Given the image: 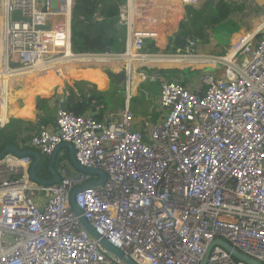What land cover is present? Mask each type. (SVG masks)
Returning a JSON list of instances; mask_svg holds the SVG:
<instances>
[{"label":"built area","instance_id":"built-area-1","mask_svg":"<svg viewBox=\"0 0 264 264\" xmlns=\"http://www.w3.org/2000/svg\"><path fill=\"white\" fill-rule=\"evenodd\" d=\"M178 2L197 7L202 0ZM75 3L0 0V129L5 84L14 74L49 68L64 77L70 65L103 62L125 72L116 119L59 106L54 125H41L30 138L47 160L70 142L82 166L106 174L103 184L74 196L99 238L71 203L72 191L98 174L63 159L57 167L62 180L43 184L30 177L31 156L9 153L0 159V264H129L124 257L137 264H200L217 239L264 264V30L244 33L223 55L198 52L193 40L182 52L169 51L174 36L166 33L178 11L169 10L167 0H125L122 51L76 52ZM16 11L19 20L12 18ZM165 62L216 71L204 72L191 87L165 80L156 66ZM157 80L160 121L137 130L134 92ZM206 264L247 263L214 245Z\"/></svg>","mask_w":264,"mask_h":264},{"label":"crops","instance_id":"crops-1","mask_svg":"<svg viewBox=\"0 0 264 264\" xmlns=\"http://www.w3.org/2000/svg\"><path fill=\"white\" fill-rule=\"evenodd\" d=\"M207 1L209 0H202L201 2V4L204 3L203 10L207 9V6H205ZM211 3L214 5H223L220 3H226V1L212 0ZM168 5H170L169 8L171 7L175 8L173 3L168 4ZM177 5L178 7H176V11H178V15L176 17H177L178 22L177 20H175V23L173 25L174 28L170 29L166 33L167 35H172L175 37L174 40L171 41L170 43L171 46H168L169 51L173 50L174 48L183 47L186 42L185 40L188 38L189 35L192 34L193 31H195L196 34L198 32L199 35H195V37L197 36V38H200L199 36L202 35L201 30L207 29V27L202 25L200 22L199 24L195 23L194 19H192L193 15L190 14L192 17L191 25L193 24V26L191 27V25H189V27L185 31L186 33L184 32V35H181L182 34L181 29L179 28V24L181 23V21H180V18H178L180 15L179 10L184 9L185 14L188 15L189 8H192V7H187V6L180 7L179 4ZM197 7L195 9H197ZM263 26H264L263 24L260 25V29ZM117 27L120 28L119 23L117 24ZM188 31H191V32L188 34ZM245 31L247 30H245V27H243L238 33L236 32L235 35L227 37L226 45L224 46V49L222 51L225 52L233 42H235L238 38H240L245 33ZM124 38L120 37L118 39H115V35H114L113 41L109 43L108 45H106L103 51H106L108 49L112 51L122 50L124 47V44L122 42ZM208 38L209 37L205 35V37L202 40L201 39L197 40L196 46L199 51L201 52L210 51L209 48H207L209 47V45H207L206 42L204 44V41H206ZM212 41L214 45L218 43V40L216 39H212ZM166 43H169V42H166ZM174 44H176V47H174ZM87 51H92V50H87ZM222 51L219 52L218 54L223 53ZM88 66L89 65L87 63L82 64V65L80 64L70 65L69 67L66 68V71H68L67 75L65 74V76L61 78H64V80H68L69 83H72L71 79L73 78L74 79L86 78L88 80L93 81V84L94 86H96L97 90L100 92H104L105 94L102 96L99 95V97L101 96L100 98L101 102H96L94 99L91 100L89 103V106L84 110L83 114L95 113V115H101V118L99 119L103 121H111V120L116 119L119 115L120 110L122 109L124 105L123 104L124 102L123 88L124 87L123 88L115 87L114 79L111 78L112 74L111 75L109 74L112 72H108L106 69L103 70V68H98V67H97V70H94L96 68L88 67ZM156 66L157 68L160 69V72L163 74L165 80L177 77L178 79L182 81L186 80V84L190 85L191 87L194 86L195 81L193 80V77L196 76L197 73L190 78H189V75H186L184 72H182L178 76L172 75L166 78L165 75L169 72H172L171 70L172 68L170 67L175 66V65H172V63H169V62H165V63H159ZM145 69H148V68L146 67ZM94 71H97L98 74H103L102 77L107 76V79H109L108 83L103 84L102 82L101 84H97L94 78H91L90 76L92 72ZM215 71L216 70L213 68V72ZM50 72L51 71L27 73L22 76H13V78L9 79L8 87H9V91L11 95L9 96V99H8L9 109L6 111V116H7V121H5L6 125L5 127L0 129V148L4 144L8 143V144H16L19 148L23 150L33 149V147L31 148V145H30V137L37 131V129L41 125H47V126L54 125L55 118H56V112L59 106L66 105L67 107L68 106L70 107L71 103L69 100L68 92L60 88L57 91H55L54 90L55 87H53V84H52L53 82H48V80H51L54 78V75L52 73L53 71L51 73ZM75 73H78V75H75ZM174 73H176V71ZM187 76H188V79H187ZM27 80L29 81L26 82ZM82 82L87 83V86L89 88H92V85L88 83L87 80L81 81L79 83H82ZM155 82H159L160 87L156 89V91L160 95L162 81L157 80ZM146 83H149V82H146ZM143 84L145 83L141 84L142 88L140 89V92L143 93V97L148 98L150 96V91L149 90L145 91V89H143V86H144ZM97 85H99V87H97ZM74 87H77V86L75 85ZM11 88H14L13 91H11ZM137 90L138 89L136 88L134 95L137 92ZM84 92L86 91L84 90ZM107 102L111 103V105L114 103L117 111H113V109L110 111H106V108H108ZM157 102L154 105V108L152 107L150 109L149 115L143 116L140 120L137 118L136 114L134 113L135 114V129L142 130V131L143 130L149 131V129L153 125H155L156 123L160 121ZM96 107L100 109L96 111L95 110L97 109ZM27 113L29 114L31 113V115L27 116ZM4 114H5V111H4V104H3V116ZM59 153L62 154L63 149L60 150Z\"/></svg>","mask_w":264,"mask_h":264},{"label":"rangeland","instance_id":"rangeland-1","mask_svg":"<svg viewBox=\"0 0 264 264\" xmlns=\"http://www.w3.org/2000/svg\"><path fill=\"white\" fill-rule=\"evenodd\" d=\"M225 1H226V3H224L223 5L209 4V5H207L206 10H200L201 8L204 7V3H202L194 11V16H193V18L192 17L191 18L194 19V21L199 19L200 22L202 23V25L207 27V29H205L203 31V34L209 37L206 41H204V44L206 42V44L209 45V47H207V46L206 47L209 48L210 51L201 52L196 47L198 52L210 53L212 55H219L218 53L221 52L224 49V46L226 45L227 37L235 35V33L236 32L238 33L241 30V28H243V27H245V30H247V31H245V33L246 32H253L260 24L262 25V23L264 22V0H225ZM177 2H178V0H167V4L173 3L175 8H173V7H171V8L175 13L177 12L176 11V7H178L177 4H179V2L178 3ZM121 5H122V3L118 7L117 2L113 3V7H114L115 11H117V10L119 11L121 8ZM97 6H98L97 10L95 11V13L91 17H86L81 12L78 13V16L80 19L85 18V20L88 22V23H84L83 27L88 26L94 20H101L102 18H104L106 16V14L101 12L102 3L98 4ZM111 6L112 5H109V7L105 8L104 12L110 13L111 12ZM171 8H169V10H171ZM226 9H228V11H229L228 13H225ZM180 10H181V12H180ZM180 10H179L180 15L178 18H180V21L182 22L183 16L181 14H182L183 10L182 9H180ZM75 15H77L76 9L74 10V15H73L74 19H75ZM188 15H190V14H188ZM74 19H73V25L75 22ZM175 20H177L176 16H175ZM185 22L188 23L187 19L185 20ZM174 23H175V21H174ZM191 26H193V25H191ZM123 28H125V27L123 26ZM190 32L191 31H188V34ZM120 34L123 36L122 32ZM181 35H184V33ZM186 38H187V36H186ZM192 38L195 39L196 41L198 40V38L195 37V35ZM212 39L218 40V43H216V45H214ZM185 41H187V39ZM190 46H191V43L188 40L185 43V47H190ZM174 47H176V44H174ZM177 51L182 52L183 49H178ZM89 52L102 53L103 51L92 50ZM220 54H222V53H220ZM97 67L103 68V70H105L106 69L105 68V62H103V64L99 63L97 65ZM97 67H93V68H96L94 70H97ZM170 68H172L171 70L176 71V73L169 72L165 75L166 78H168L172 75L178 76L179 74L182 73L181 72L182 70H180V69H182L184 67L181 65H175V66H171ZM185 68H189V69L191 68L190 70H193L197 73L196 76L193 77L194 81L197 78H200L204 72L213 71L212 65H191V66H187ZM87 74H88V72H87ZM75 75H78V73H75ZM102 75L103 74H98L97 71H94V72H92V74L90 76H91V78H94V80L97 84H101L102 82H103V84L108 83L109 79H107V76L102 77ZM181 77H183V76H181ZM51 80H48V82H53L52 84H53V87H55V89H54L55 91H57L59 88L63 89L64 91H67V92H71V89L77 90V87H74L76 85V83H79V82L85 81V80H87V82L92 85V88L94 87L93 81L88 80L86 78H80V79H74L73 78V79H71L72 83H69L68 80H64V78H61L58 76H54V78ZM74 80H76V81H74ZM28 81L29 80H27L26 82H28ZM143 85H144L143 89H145V91H148V90L150 91V96L148 98L143 97V93L140 92V89L142 87H139L137 92L135 93V96H134V98L132 100V104H131L132 110L136 114V116L139 120L143 116L149 115L150 109L152 107L154 108V105L156 104V102L159 99V94L156 91V89H158L160 87L159 82H149V83H145ZM53 87H52V89H53ZM97 87H99V85H97ZM13 89L14 88H11V91H13ZM84 93H86V92H84ZM123 98H124V96H123ZM107 105H108V108H106V111H110L112 109H113V111H117L114 103L112 105H111V103H108ZM96 108H97V109H95L96 111H98L100 109L98 107H96Z\"/></svg>","mask_w":264,"mask_h":264},{"label":"trees","instance_id":"trees-1","mask_svg":"<svg viewBox=\"0 0 264 264\" xmlns=\"http://www.w3.org/2000/svg\"><path fill=\"white\" fill-rule=\"evenodd\" d=\"M125 0H76V5L74 10H77V15H75L74 25H73V47L77 52H85L87 50H102L113 41V37L115 35V39L120 37L124 38L126 36V29L121 27L118 28L117 24L120 23L119 11H115L113 7V3L117 2V6L123 3ZM223 1V0H222ZM102 3L101 12L106 14L104 18L101 20H94L88 26L83 27L84 23H88L85 18H79L78 13H83L86 17H91L95 11L97 10V5ZM178 3V2H177ZM212 4L210 1L206 2V6ZM224 4V3H220ZM111 6V12H104L105 8ZM103 9V10H102ZM196 9L189 8V12L194 16V11ZM200 10H203L201 8ZM228 9H226L225 13H228ZM183 21L179 24V28L181 29V33L183 34L189 25H191V15H186L185 10L183 9ZM187 19L188 23L185 22ZM200 20H195V23L199 24ZM201 23V22H200ZM202 24V23H201ZM193 25V24H192ZM192 27V26H191ZM122 32L123 36L120 34ZM123 42V41H122ZM124 44V42H123ZM178 48H174V51H177ZM181 72H184L186 75H189V78L196 74L195 71L190 70L188 68H182ZM165 72V71H164ZM172 72H175L172 70ZM177 78V77H175ZM188 79V76H187ZM183 83H186V80H183ZM77 90L71 89V92H68L70 107L66 105H62L67 110L73 111L76 114H83L84 110L89 106L91 100H95L96 102H101L100 98L104 95V92H100L97 90L96 86L93 88H89L87 83H76ZM84 90L86 93H84ZM99 95H101L99 97ZM32 113V112H31ZM31 113H27V116H30ZM98 116V117H97ZM97 119L101 118V115H95ZM101 120V119H99ZM4 144L0 151L7 145ZM32 148V147H31ZM63 159H69V151L68 149H63V153H59L56 159V165ZM49 162L46 158H43L40 166L38 168V174L43 177H50V171L48 168Z\"/></svg>","mask_w":264,"mask_h":264},{"label":"water","instance_id":"water-1","mask_svg":"<svg viewBox=\"0 0 264 264\" xmlns=\"http://www.w3.org/2000/svg\"><path fill=\"white\" fill-rule=\"evenodd\" d=\"M212 1V0H210ZM13 20H19L21 18V13L19 11H16L13 16H12ZM27 21H30V18H26ZM39 28H44L43 26H38ZM119 27H122V23H119ZM188 38H191V35L188 36ZM110 50V49H108ZM113 79H114V85L115 87H124V81H125V72L124 71H120L118 73L113 74ZM62 149H68L69 151V160L70 163L72 164V166L78 170L81 171L82 173H86V174H98L100 177L99 179H94V180H90L87 181L86 183L76 187L71 194V203L72 206L74 208V210L76 211V213L78 215H80V219L83 223V225L86 227V229L92 234L94 235L96 238H99V235L95 232L94 228H92V226L90 225V223L81 215V211L80 209L77 207V205L75 204L74 201V196L76 195V193H78L80 190L89 188V187H93V186H98L102 183H104V181L106 180V174L99 169L96 168H88L85 166H82L76 159V155H75V147L72 143L70 142H63L61 144H59L55 150L53 151L50 161H49V171H50V177H43L41 175L38 174V168L40 166V163L43 160V155L40 153V151L38 150H33V149H27V150H23L21 148H19L16 144H8L6 145L2 151H0V159L5 156L7 153H14L17 155H30L31 157H33V162L31 164V168H30V176L33 180L39 182V183H44V184H53V183H58L61 181V174L58 172L57 168H56V159L57 156L59 154V151ZM66 173L69 174L71 177L75 176V171H70L68 172V170L66 169ZM102 243L108 247L110 250H112L113 252L117 253L119 256L123 257V253L116 247L110 245L107 241L102 240ZM214 245H220L222 246L224 249L228 250L229 252L232 253V255L239 259L242 260L244 262H246L247 264H263L262 262L256 261L248 256H246L245 254H243L242 252L238 251L236 248H234L229 242L225 241L224 239H217L215 240L210 247L208 248L205 256L203 257V259L201 260L200 264H206L207 260L211 254L212 248ZM125 261L129 264H137L134 261H132L131 259H129L128 257L124 258Z\"/></svg>","mask_w":264,"mask_h":264},{"label":"clouds","instance_id":"clouds-1","mask_svg":"<svg viewBox=\"0 0 264 264\" xmlns=\"http://www.w3.org/2000/svg\"><path fill=\"white\" fill-rule=\"evenodd\" d=\"M210 1V0H209ZM220 1V0H219ZM225 1V0H224ZM211 2V1H210ZM75 5H76V3H75ZM188 7V6H187ZM189 7H191V6H189ZM75 8V7H74ZM192 8H196V7H192ZM120 11V10H119ZM189 14H191L190 12H189ZM73 15H74V9H73ZM120 23H122L121 22V20H120ZM261 25V24H260ZM259 25V26H260ZM124 25H123V23H122V27H123ZM258 26V27H259ZM125 27V26H124ZM256 30V29H255ZM125 38H126V36H125ZM125 38H124V40H123V42H124V47H125ZM175 38V37H174ZM174 38H173V40H174ZM72 40H73V23H72ZM172 40V41H173ZM190 41V40H193V41H195L196 42V44H197V41L195 40V39H193L192 38V36H191V38L189 39V38H187V41ZM186 41V42H187ZM185 42V43H186ZM123 47V48H124ZM184 47H185V45L183 46V47H181V48H178V49H183L184 50ZM230 47V46H229ZM73 49H74V47H73ZM75 51V50H74ZM106 51H109V50H106ZM120 51H122V50H120ZM120 51H115V52H120ZM172 51H174V49L172 50ZM77 52V51H76ZM85 52H89V51H85ZM104 52V51H103ZM176 52H178V51H176ZM226 52V51H225ZM225 52H223L222 54H219V55H223ZM209 54V53H208ZM106 68V67H105ZM185 68V67H184ZM106 70L108 71V72H112V71H110V69H108V68H106ZM120 71H123V70H120ZM120 71H118V72H120ZM118 72H112V73H109L110 75H111V78L113 79V74H115V73H118ZM175 79H178V78H175ZM180 80V79H179ZM196 81V80H195ZM124 83H125V81H124ZM139 87H141V85L139 86ZM7 98V97H6ZM2 112H3V110H2ZM135 115V114H134ZM3 122H4V120H3ZM5 125H6V122H4V126L3 127H5ZM2 127V128H3ZM31 138V137H30ZM8 145V144H7ZM32 147V146H31ZM33 150H37L36 148H34L33 147ZM39 151V150H38ZM7 154H9V153H7ZM6 154V155H7ZM30 156V155H29ZM4 157V156H3ZM2 157V158H3ZM58 157V156H57ZM43 158H44V156H43ZM32 159H33V157H32ZM50 160H48V162H49ZM33 162V161H32ZM58 166L56 165V168H57ZM31 168V167H30ZM58 170V169H57ZM59 172V171H58ZM68 172H70V171H68ZM61 174V173H60ZM91 175V174H90ZM62 176V175H61ZM31 177V176H30ZM32 179V178H31ZM33 180V179H32ZM61 180H62V178H61ZM35 181V180H34ZM37 182V181H36ZM44 184V183H43ZM54 184V183H53ZM103 184V183H102ZM81 191V190H80ZM77 194V193H76ZM76 204V203H75ZM81 214H82V212H81ZM86 228V227H85ZM93 228V227H92ZM96 232V231H95ZM94 236V235H93ZM106 241V240H105ZM102 242V241H101ZM103 244V243H102ZM110 244V243H109ZM104 245V244H103ZM110 245H112V244H110ZM105 246V245H104ZM113 246V245H112ZM115 247V246H114ZM108 248V247H107ZM117 248V247H116ZM109 249V248H108ZM112 251V250H111ZM113 252V251H112ZM115 253V252H114ZM117 254V253H116ZM118 255V254H117ZM125 258V257H124ZM129 258V257H128ZM130 259V258H129ZM125 260V259H124ZM132 260V259H131ZM133 261V260H132ZM136 263V262H135Z\"/></svg>","mask_w":264,"mask_h":264},{"label":"bare ground","instance_id":"bare-ground-1","mask_svg":"<svg viewBox=\"0 0 264 264\" xmlns=\"http://www.w3.org/2000/svg\"><path fill=\"white\" fill-rule=\"evenodd\" d=\"M180 12H181V10H180ZM261 31H263L264 30V26L260 29ZM174 34V33H173ZM178 34V33H177ZM66 69H64V71H65ZM44 71H53L52 69H40V70H38V71H36V72H44ZM36 72H26V73H20V74H14L13 76H22V75H24V74H27V73H36ZM50 72V73H51ZM53 73V75H54V71L52 72ZM13 76L11 77V78H13ZM10 78V79H11ZM8 84H9V81L7 82V84H5V89L7 90V98H6V100H5V102H4V111H5V114H4V116H3V120H4V122L5 121H7V116H6V111L9 109L8 108V106H9V102H8V99H9V96L11 95V93H10V91H9V87H8Z\"/></svg>","mask_w":264,"mask_h":264},{"label":"flooded vegetation","instance_id":"flooded-vegetation-1","mask_svg":"<svg viewBox=\"0 0 264 264\" xmlns=\"http://www.w3.org/2000/svg\"><path fill=\"white\" fill-rule=\"evenodd\" d=\"M203 29L201 30V32H202V35L201 36H199L200 38H198V40H202L204 37H205V35L203 34ZM194 35H199V33L197 32V34H196V32L195 31H193L192 32V34H191V36L193 37ZM197 37V36H196Z\"/></svg>","mask_w":264,"mask_h":264}]
</instances>
